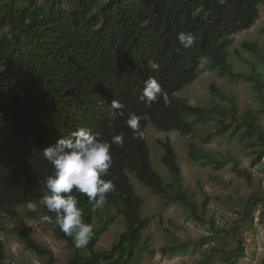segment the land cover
<instances>
[{
    "label": "trees",
    "instance_id": "1",
    "mask_svg": "<svg viewBox=\"0 0 264 264\" xmlns=\"http://www.w3.org/2000/svg\"><path fill=\"white\" fill-rule=\"evenodd\" d=\"M261 4L264 0H0V217L15 220L21 206L33 203L35 219L47 214L54 220L55 214L39 203L43 182L53 172L40 151L83 126L109 143L114 135H124L123 147L111 144L112 166L109 175L102 178L116 185L105 204L123 216L125 231L111 249L96 251L95 244L112 217L99 228L92 226L94 236L84 248H76L71 237L54 223H47L72 251L66 264H139L148 253H154L150 244L142 243L148 218L144 216V198L130 174L163 198L164 205L181 203L192 218L211 224L209 235L177 240L163 247V253L190 251L233 232L239 245L230 252L223 250L225 262L234 264L245 256L243 241L234 229L216 227L214 219L205 217L208 196L200 204L185 194L178 155L170 140L161 144L163 162L171 169L173 182L167 185L155 170L147 128L153 124L165 132L195 136L198 125L212 124L217 135L244 141L252 150V165L262 162L264 128L254 109L241 113L237 98L215 82L210 92L220 102L213 105H196L177 95L207 72L231 82H254L264 95L263 80L256 71L236 70L230 52L232 36L255 24ZM181 32L195 36L192 47L185 49L179 44ZM256 46L243 43L251 52ZM260 60L264 63V57ZM149 78L163 86L168 106L163 98L151 108L141 102L144 82ZM113 100L123 105L124 115L116 120L110 119ZM131 113L149 116L140 121L142 138H133L126 126ZM188 156L216 170L230 162L196 142L190 143ZM233 170L248 182L253 180L248 168L235 163ZM72 194L84 221L92 225L94 206L86 196L75 190ZM253 204L264 205V196H249L241 213H248ZM14 232L29 251L47 255L48 264H55L54 252L34 238L24 218ZM213 256V252L208 253L202 264H215ZM6 258L0 234V264H5Z\"/></svg>",
    "mask_w": 264,
    "mask_h": 264
},
{
    "label": "rangeland",
    "instance_id": "2",
    "mask_svg": "<svg viewBox=\"0 0 264 264\" xmlns=\"http://www.w3.org/2000/svg\"><path fill=\"white\" fill-rule=\"evenodd\" d=\"M243 43L251 46L257 44L256 51L245 49ZM230 44L231 60L235 69L248 73L256 71L263 80L264 92V63L260 60L264 57V4L260 5V15L255 24L233 35ZM214 82L222 90L237 98L241 113H246L249 108L254 109L260 115L264 128V95L255 87L254 82L244 80L231 82L215 72H207L177 92V95L196 105H213L220 102L210 92V86ZM209 135L211 137L207 139ZM165 140L173 143L178 155L185 194L192 195L200 204L208 196L209 204L205 217L209 220L214 219L216 227L234 229L242 239L246 255L239 257L234 264H264V205H250L248 213H241L249 196L254 193L264 196V158L259 164L252 165V150L244 145V141L240 137L217 135L212 124L198 125L195 136H187L179 131L165 132L150 124L147 128L150 157L155 170L167 185L173 182V173L163 162L164 148L161 141ZM191 142L202 145L219 158H229L230 162L216 170L212 165L203 166L199 162L190 160L188 152ZM235 163L251 171L253 175L251 182L235 173L233 170ZM130 177L137 192L144 198V216L148 218L142 243L150 244L154 250V253H148L139 264H202V259L211 252L214 254L212 259L215 264H227L223 250L230 252L239 245L233 232L205 242L201 247L192 248L190 251L163 253V247L176 244L177 240H197L209 235L212 231L211 224L192 218L190 211L181 203L171 202L164 205L163 198L143 185L134 174H130ZM35 208L33 203L21 206L20 217L15 220L0 217V234L7 255L5 264H48L49 262L47 255L39 256L29 251L14 232L15 227L20 225L21 218L29 223L34 238L54 252L55 264H66L72 254L70 247L66 241L55 236L47 223L32 216ZM94 209V217L91 219L93 227L99 228L108 216L113 218L95 244L96 251L109 250L125 231L123 216L106 204ZM156 213L160 215L156 216ZM220 249L222 250L217 251Z\"/></svg>",
    "mask_w": 264,
    "mask_h": 264
},
{
    "label": "clouds",
    "instance_id": "3",
    "mask_svg": "<svg viewBox=\"0 0 264 264\" xmlns=\"http://www.w3.org/2000/svg\"><path fill=\"white\" fill-rule=\"evenodd\" d=\"M178 41L187 49L195 44L196 38L191 33L181 32ZM160 98H163L165 106H168L170 101L163 86L156 79L149 78L144 82L141 102L146 108H151ZM110 107L111 120L124 115L123 105L118 100H113ZM147 119V113L128 115L126 126L131 129L133 138L143 137L140 121ZM111 144L123 147V133L114 135L109 143L102 140L98 133L93 134L88 128L81 126L68 137L59 138L55 144L40 151L43 158L52 165L53 172L43 182L39 203L48 213L55 214L54 220L47 214L42 215L40 220L58 226L66 236L72 238L76 248L88 245L94 236V229L84 221L78 200L72 194L73 190L86 196L95 208L102 207L107 196L116 191L113 180L102 178L109 175L112 166Z\"/></svg>",
    "mask_w": 264,
    "mask_h": 264
}]
</instances>
